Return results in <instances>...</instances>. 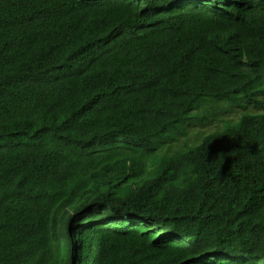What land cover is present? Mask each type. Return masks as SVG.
Masks as SVG:
<instances>
[{"label": "trees", "instance_id": "1", "mask_svg": "<svg viewBox=\"0 0 264 264\" xmlns=\"http://www.w3.org/2000/svg\"><path fill=\"white\" fill-rule=\"evenodd\" d=\"M0 264H264V0H0Z\"/></svg>", "mask_w": 264, "mask_h": 264}, {"label": "rangeland", "instance_id": "2", "mask_svg": "<svg viewBox=\"0 0 264 264\" xmlns=\"http://www.w3.org/2000/svg\"><path fill=\"white\" fill-rule=\"evenodd\" d=\"M261 112L260 107L247 106L241 109L226 105L221 101L206 99L201 107L190 113L192 120L185 125L184 130L173 132L172 137L163 144L159 153L175 152L183 150L186 146L197 145L201 138L219 131L225 124L235 123L243 114Z\"/></svg>", "mask_w": 264, "mask_h": 264}, {"label": "bare ground", "instance_id": "3", "mask_svg": "<svg viewBox=\"0 0 264 264\" xmlns=\"http://www.w3.org/2000/svg\"><path fill=\"white\" fill-rule=\"evenodd\" d=\"M215 113H217V112H215ZM223 126V125H222Z\"/></svg>", "mask_w": 264, "mask_h": 264}]
</instances>
